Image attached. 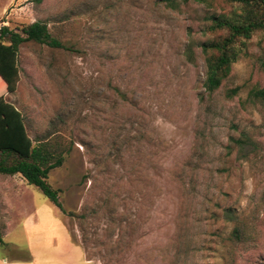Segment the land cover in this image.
<instances>
[{"label":"rangeland","instance_id":"obj_1","mask_svg":"<svg viewBox=\"0 0 264 264\" xmlns=\"http://www.w3.org/2000/svg\"><path fill=\"white\" fill-rule=\"evenodd\" d=\"M230 9L222 2L174 11L161 0H0V28L41 21L63 46L22 43L16 90L6 100L35 144L56 143L64 153L47 180L63 211L23 184L11 201L10 228L1 229L2 257L16 264L264 263V103L249 96L264 90L263 36L251 38L211 96L203 93L201 50L194 63L184 57L188 33L215 38L199 31L205 17Z\"/></svg>","mask_w":264,"mask_h":264},{"label":"trees","instance_id":"obj_2","mask_svg":"<svg viewBox=\"0 0 264 264\" xmlns=\"http://www.w3.org/2000/svg\"><path fill=\"white\" fill-rule=\"evenodd\" d=\"M170 10H179L189 3L209 4L222 2L230 11L208 15L200 27V33L216 35L215 38L195 39L191 32L184 48L187 62H195V50L204 56L203 93L211 96L228 77L232 65L247 52L249 41L255 35L264 39V0H161ZM34 42L51 48H62V44L48 32L47 25L35 21L13 31L6 26L0 28V174L20 175L27 185L36 187L53 205L62 210L58 199L59 190L48 183L49 172L64 162L63 149L56 143L39 141L29 137L21 112L6 96L13 94L19 79L17 55L19 46ZM264 73V55L259 61ZM230 89L227 97L237 94ZM200 100L203 101L204 94ZM249 96L264 103V90L253 89ZM0 244H3L0 227ZM264 264V263H263Z\"/></svg>","mask_w":264,"mask_h":264},{"label":"crops","instance_id":"obj_3","mask_svg":"<svg viewBox=\"0 0 264 264\" xmlns=\"http://www.w3.org/2000/svg\"><path fill=\"white\" fill-rule=\"evenodd\" d=\"M26 184L24 179L20 175H3L0 174V213L4 212L5 216L3 218L6 223L2 222V217L0 215V227L3 229L10 228L11 219H9V212L11 210V201H13L14 194L18 188ZM8 213V214H7ZM8 218V219H7ZM3 239V238H2ZM6 243H4L5 245ZM2 245V244H0ZM7 254V252H5ZM17 263V262H16ZM14 261L11 262L8 257L4 258L0 254V264H16Z\"/></svg>","mask_w":264,"mask_h":264}]
</instances>
